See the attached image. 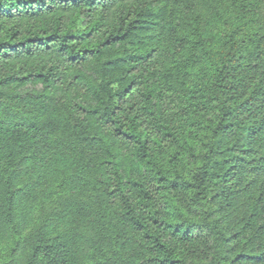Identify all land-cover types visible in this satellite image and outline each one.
<instances>
[{
  "label": "trees",
  "instance_id": "1",
  "mask_svg": "<svg viewBox=\"0 0 264 264\" xmlns=\"http://www.w3.org/2000/svg\"><path fill=\"white\" fill-rule=\"evenodd\" d=\"M0 264H264V0H0Z\"/></svg>",
  "mask_w": 264,
  "mask_h": 264
},
{
  "label": "rangeland",
  "instance_id": "2",
  "mask_svg": "<svg viewBox=\"0 0 264 264\" xmlns=\"http://www.w3.org/2000/svg\"><path fill=\"white\" fill-rule=\"evenodd\" d=\"M256 25H257V24H256ZM247 29H248V30H251L250 28H248V26H246V29H245V30L247 31ZM40 87H41V86H37V88H40ZM29 89H31V87H29ZM239 213H240L239 210H238V211H234V212H233V215L231 214V219H230V220H231V221H235V220H236L235 218H236L237 216H239Z\"/></svg>",
  "mask_w": 264,
  "mask_h": 264
}]
</instances>
